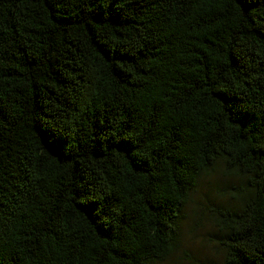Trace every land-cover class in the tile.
<instances>
[{
    "label": "trees",
    "instance_id": "16d2710c",
    "mask_svg": "<svg viewBox=\"0 0 264 264\" xmlns=\"http://www.w3.org/2000/svg\"><path fill=\"white\" fill-rule=\"evenodd\" d=\"M217 168L264 264V0H0V264L163 262Z\"/></svg>",
    "mask_w": 264,
    "mask_h": 264
},
{
    "label": "rangeland",
    "instance_id": "374dc122",
    "mask_svg": "<svg viewBox=\"0 0 264 264\" xmlns=\"http://www.w3.org/2000/svg\"><path fill=\"white\" fill-rule=\"evenodd\" d=\"M235 180L220 168L202 175L182 211L180 244L165 261L157 264H218L222 252L218 246V228L213 222L216 210L231 211L236 203L232 187ZM222 210V209H221Z\"/></svg>",
    "mask_w": 264,
    "mask_h": 264
}]
</instances>
